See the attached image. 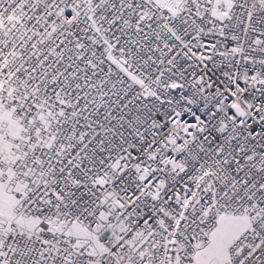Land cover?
<instances>
[{
  "label": "snow or ice",
  "instance_id": "obj_1",
  "mask_svg": "<svg viewBox=\"0 0 264 264\" xmlns=\"http://www.w3.org/2000/svg\"><path fill=\"white\" fill-rule=\"evenodd\" d=\"M0 264H264V0H0Z\"/></svg>",
  "mask_w": 264,
  "mask_h": 264
}]
</instances>
